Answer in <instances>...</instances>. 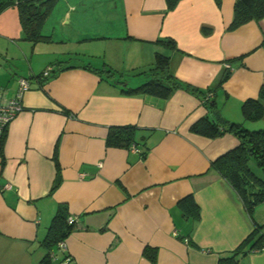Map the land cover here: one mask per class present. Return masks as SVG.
<instances>
[{
	"label": "crops",
	"instance_id": "0c3cea01",
	"mask_svg": "<svg viewBox=\"0 0 264 264\" xmlns=\"http://www.w3.org/2000/svg\"><path fill=\"white\" fill-rule=\"evenodd\" d=\"M234 2L179 0L167 10L165 0H55L41 26L46 40L32 42L22 31L16 45L18 12L5 8L0 56L24 65L12 67L0 91L13 95L19 77L30 88L0 156V264H38L47 255L43 240L59 204L74 217L64 238L70 264H150L145 245L157 248L159 264H217L253 230L236 191L210 168L237 138L190 130L211 116L201 99L181 89L168 98L124 93L85 67L108 66L135 86L136 73L154 60L155 41L172 38L176 77L213 89L220 117L264 128V118L245 120L241 112L264 85V18L229 29ZM47 66L54 75L39 78ZM115 125H134L139 144L107 145ZM187 195L199 206L196 221L177 205ZM239 264H264V249Z\"/></svg>",
	"mask_w": 264,
	"mask_h": 264
},
{
	"label": "trees",
	"instance_id": "16d2710c",
	"mask_svg": "<svg viewBox=\"0 0 264 264\" xmlns=\"http://www.w3.org/2000/svg\"><path fill=\"white\" fill-rule=\"evenodd\" d=\"M54 1L9 0L0 7L4 9L8 5L14 4L18 12L23 36L32 42H37L47 38L46 35L42 34L41 26ZM165 1L167 10H172L179 2V0ZM262 18H264V0H235L229 29H235L251 20L258 22ZM155 44H157L158 48L155 50L154 60L146 69L136 73L139 78L135 86H130L128 81L122 78L121 74H118L108 66L96 68L85 65V67L91 68L113 83L120 85L121 91L128 94H150L168 98L175 90L188 91L201 99L211 115H204L193 122L190 126L192 132L210 138L231 133L237 138L238 144L211 161L210 168L219 173L236 191L254 224L253 230L235 249L220 256L217 260V264H239L240 256L255 250L264 249V223H258L253 218L256 206L264 202V176L256 175L249 167L250 161H253L264 174V128L250 130L242 123L231 122L220 117L213 99V89H200L180 80L173 73L170 66V53L176 49L175 41L172 38L164 37L157 39ZM261 46L264 47V39H262ZM49 76L42 79L45 80ZM228 76L229 72L225 71L217 84V88L221 86ZM241 112L245 120L256 121L264 118V85L261 86L257 98H248L242 102ZM106 144L124 148L132 145L136 146L139 144L137 128L134 125L110 126L106 136ZM144 146L147 148L146 145ZM146 148L143 154L146 153ZM57 183L58 179H55L51 186V191L56 187ZM177 205L185 217L194 221L200 218L199 206L192 195L181 198ZM70 217L67 206L59 204L43 240L48 253L38 264H48L50 253L55 250L54 247L56 248L57 243L64 240L71 232L74 225L72 221H69ZM142 254L150 264H159L156 247L145 245L142 249Z\"/></svg>",
	"mask_w": 264,
	"mask_h": 264
},
{
	"label": "built area",
	"instance_id": "2783aa9c",
	"mask_svg": "<svg viewBox=\"0 0 264 264\" xmlns=\"http://www.w3.org/2000/svg\"><path fill=\"white\" fill-rule=\"evenodd\" d=\"M51 73V67L47 66L41 73L39 78H45ZM30 88L28 78L19 77L18 87L16 92L11 96H5L3 91H0V156L2 154L3 139L8 124L12 119L24 108L22 103V95ZM72 221V218H69ZM57 252L50 253L51 259L57 260L56 264H70L71 256L67 251V245L64 240H61L56 245Z\"/></svg>",
	"mask_w": 264,
	"mask_h": 264
},
{
	"label": "rangeland",
	"instance_id": "374dc122",
	"mask_svg": "<svg viewBox=\"0 0 264 264\" xmlns=\"http://www.w3.org/2000/svg\"><path fill=\"white\" fill-rule=\"evenodd\" d=\"M7 1H9V0H0V6L2 5V4H4V2H7ZM15 5L13 4V5H8L7 7H6V9H9L8 10V12H6V13H9V11L10 12H12V13H16V10H14L15 8ZM0 9H1V7H0ZM11 9H13V10H11ZM5 10V8L3 9H1L0 10V21H2V18H3V15H5L6 13H4L3 11ZM4 13V14H3ZM0 24H1V22H0ZM20 33H21V35H22V29H21V27L19 28L18 26H17V28L12 32V37L11 38H16L15 40H14V43L16 42V43H19L18 42V40H17V37H18V35L20 36ZM16 34V35H15ZM11 41H12V39H11ZM5 42L3 41V40H1L0 39V44H2V49H6V45L4 44ZM7 43V42H6ZM16 43H15V45H16ZM4 49V50H5ZM9 49L10 50H12V46H10L9 47ZM27 59H28V57H27ZM25 60V59H24ZM17 65H19V66H22V65H24V62H21L19 59H12L11 57H4V56H0V74H2V75H4V77L3 78H1V76H0V86H2L1 84H2V82L1 81H4L5 80V78H6V76H7V74L8 73H12V67H14L15 68V66H17ZM25 65L27 66V61H25ZM14 75H12V77H13ZM8 77V76H7ZM11 77V76H10ZM249 167L251 168V170L256 174V175H258V176H264V174H262V171L260 170V168L259 167H257L256 165H255V163L253 162V161H250V163H249ZM259 209V210H258ZM255 212H253V218H258L259 220H262V221H259V222H261V223H264V202H261V203H259L258 205H257V208H256V210H254ZM257 216V217H256ZM256 220V219H255Z\"/></svg>",
	"mask_w": 264,
	"mask_h": 264
}]
</instances>
